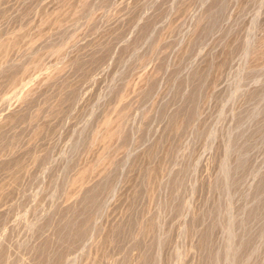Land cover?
<instances>
[{"label": "rangeland", "instance_id": "1", "mask_svg": "<svg viewBox=\"0 0 264 264\" xmlns=\"http://www.w3.org/2000/svg\"><path fill=\"white\" fill-rule=\"evenodd\" d=\"M0 264H264V0H0Z\"/></svg>", "mask_w": 264, "mask_h": 264}, {"label": "bare ground", "instance_id": "2", "mask_svg": "<svg viewBox=\"0 0 264 264\" xmlns=\"http://www.w3.org/2000/svg\"><path fill=\"white\" fill-rule=\"evenodd\" d=\"M156 171V170H155ZM150 188V187H149ZM5 195V194H4Z\"/></svg>", "mask_w": 264, "mask_h": 264}]
</instances>
